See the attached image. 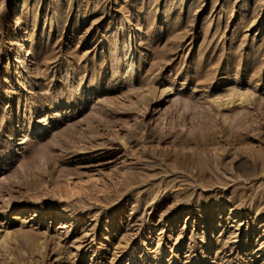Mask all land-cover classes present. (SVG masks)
I'll list each match as a JSON object with an SVG mask.
<instances>
[{
  "label": "rangeland",
  "instance_id": "rangeland-1",
  "mask_svg": "<svg viewBox=\"0 0 264 264\" xmlns=\"http://www.w3.org/2000/svg\"><path fill=\"white\" fill-rule=\"evenodd\" d=\"M0 264H264V0H0Z\"/></svg>",
  "mask_w": 264,
  "mask_h": 264
},
{
  "label": "bare ground",
  "instance_id": "bare-ground-1",
  "mask_svg": "<svg viewBox=\"0 0 264 264\" xmlns=\"http://www.w3.org/2000/svg\"><path fill=\"white\" fill-rule=\"evenodd\" d=\"M35 76H37V75H35ZM36 78V77H35ZM27 79L29 80V79H31L30 77H27ZM240 102H243L242 100H240Z\"/></svg>",
  "mask_w": 264,
  "mask_h": 264
}]
</instances>
